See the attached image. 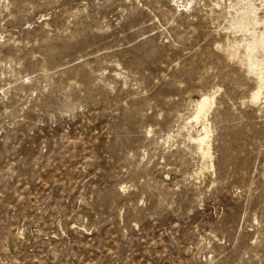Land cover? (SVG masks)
Returning a JSON list of instances; mask_svg holds the SVG:
<instances>
[{
  "label": "rangeland",
  "instance_id": "374dc122",
  "mask_svg": "<svg viewBox=\"0 0 264 264\" xmlns=\"http://www.w3.org/2000/svg\"><path fill=\"white\" fill-rule=\"evenodd\" d=\"M263 22L264 0H0V264H264Z\"/></svg>",
  "mask_w": 264,
  "mask_h": 264
},
{
  "label": "bare ground",
  "instance_id": "6f19581e",
  "mask_svg": "<svg viewBox=\"0 0 264 264\" xmlns=\"http://www.w3.org/2000/svg\"><path fill=\"white\" fill-rule=\"evenodd\" d=\"M252 12L256 18V10L253 9ZM241 24H244V23H241ZM255 24L258 25L259 22L255 20ZM262 51L264 52V31L260 35H257L254 33L253 37H251V39L247 42L245 46L244 61L246 62L247 67L249 68V71L256 75V77L258 78V82H259L257 90L252 95V100H253L252 102H255V103L257 102L259 103L262 94L264 95V57L262 59H259L261 57ZM259 54H260V57H259ZM211 104H212L211 98L207 96L202 97L197 102V110H196V115L194 117L196 121L203 122L204 134L203 135L201 134V136L198 137V139L196 140L197 147L201 151L203 157L211 156V152H210L211 145L209 143L210 129H209V125L207 124V122L206 123L204 122L205 118L207 117L209 113V109H211Z\"/></svg>",
  "mask_w": 264,
  "mask_h": 264
}]
</instances>
